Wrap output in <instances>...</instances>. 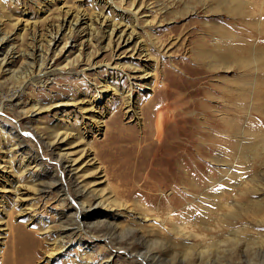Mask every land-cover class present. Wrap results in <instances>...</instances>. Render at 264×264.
<instances>
[{"label":"rangeland","instance_id":"374dc122","mask_svg":"<svg viewBox=\"0 0 264 264\" xmlns=\"http://www.w3.org/2000/svg\"><path fill=\"white\" fill-rule=\"evenodd\" d=\"M77 9L69 43L27 69L32 36ZM100 11L136 31L89 39ZM0 27V264H264V0H0ZM78 204L84 229L63 228Z\"/></svg>","mask_w":264,"mask_h":264},{"label":"bare ground","instance_id":"6f19581e","mask_svg":"<svg viewBox=\"0 0 264 264\" xmlns=\"http://www.w3.org/2000/svg\"><path fill=\"white\" fill-rule=\"evenodd\" d=\"M100 1L101 0H99V3H100ZM104 1H106L107 3H113V0H104ZM113 7L114 6L112 5L111 8H113ZM129 11L133 12L132 9H130ZM69 13H70V10L66 11V14L63 17H61V19L59 20L57 25L53 26L52 29L49 30L47 38L38 40L36 34L32 36L31 43L33 44L32 45L33 47H31L30 51L23 53L24 61L26 62L25 66L27 67V69H29V70L32 69V65H33L34 68L36 67L37 71L41 74L43 71V67L47 66V64H48L46 59L48 57L50 49L53 46H55L57 44V42H59V41H64V46H66L69 43V40L73 37V34L77 30H79L78 25L83 23V21H85L84 16L81 15L79 9L75 10V12L72 15ZM94 15L95 16L90 15L89 18L85 22L91 28V33L89 35V39H90V37L95 36V37H98V39L100 38V40L101 39L106 40L107 44L109 46L116 45L118 47L122 42H125L126 40L130 39L132 33H134L136 31V25H133L134 23H132L131 28H130L131 31L128 33L129 27L127 25H125L124 27H121L122 22L115 21L113 18H111L110 23L106 24L105 27L103 28V24H105L104 20L106 18L104 12L100 11L98 14H94ZM133 16H134L135 21L137 23L138 22V18H137L138 14L135 12L133 14ZM24 17H25V12H21V13L17 14L14 21H10V22H14L13 26L16 28L20 24L21 20H23ZM100 17L101 18L104 17L102 23H101V21H99ZM99 34H100V37H99ZM8 39H9V36L6 33H4L3 29L0 27V70H3V68L9 67L10 63L13 62L14 56L12 55L13 52L10 51V49H8V51L3 53V51L5 49V41ZM37 41H40V44L38 43L39 45L37 44L38 46L36 47ZM37 57H39L40 59L36 63L35 60L37 59ZM78 58L80 59V56ZM143 71L145 73L141 72V73H139V75L134 74L133 77L139 78L141 76L149 74L147 72V69H144ZM129 77H131V75H129ZM125 101H127V105H128V107H127L128 110L126 113L130 114L129 109L132 108L131 96H128L127 98H125ZM2 109L3 108L0 109V112L2 111ZM152 111H153L152 105H148L147 107H145L143 109L140 108L139 112L135 111L134 114L132 115V117H134V119L138 123V125H142L143 117L146 114H147V116L148 115L150 116V113ZM102 118H103V116H99V120ZM148 130H149V128H148ZM70 136H71V134H70V131H68V130L55 132L53 134V137L51 138L50 142L48 143L49 148L51 150H53L52 148L55 147L57 143H59L60 141H66ZM81 137H82V135H81ZM142 142L143 141L139 142V151L141 153L140 156H143L149 148V145L147 143L143 145ZM91 154H92V152H90L89 154L86 153L84 155H86V157H89ZM59 158L60 159H59L58 164L61 165L64 170L67 169V166L69 165V163L77 162V159H73V158L71 159L68 155H61ZM181 160L185 161L186 158L182 157ZM22 168H24V167H22ZM20 171L22 173H24V170H20ZM61 176L63 178L62 173H60V177ZM63 179H65V178H63ZM53 180H54L53 183H51L52 185H54L56 183V179L53 178ZM87 195H88L87 192H81V194L78 198L83 199ZM98 197H100V196H98ZM98 197H95V199H94V201L97 202L96 205L102 204V200L100 201L99 200L100 198L98 199ZM79 207H80V205L78 204V207L75 210L76 211L75 217H73V219L71 220V224H68V225L66 224V225H64L63 228H66L67 226H72L75 224V225H77L78 229H80V230L84 229L83 222L81 221V217L79 215V213L82 211V209ZM107 220H109V219H107ZM12 231H13L12 232V234H13L12 235V238H13L12 243H13V247H14L13 250H16V253L27 252V250L29 251L30 247L32 245H34L33 239L29 235H26L21 230V228H19L18 226H15L12 229ZM63 233H64V231H63ZM11 259H12V255L11 254L7 255V257L5 259V264H12L13 260H11ZM15 262H16L15 264H26V262H24V261H15Z\"/></svg>","mask_w":264,"mask_h":264}]
</instances>
